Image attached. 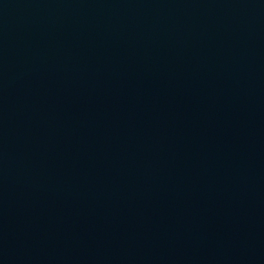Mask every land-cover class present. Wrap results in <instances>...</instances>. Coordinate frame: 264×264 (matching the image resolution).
<instances>
[{
    "label": "water",
    "instance_id": "95a60500",
    "mask_svg": "<svg viewBox=\"0 0 264 264\" xmlns=\"http://www.w3.org/2000/svg\"><path fill=\"white\" fill-rule=\"evenodd\" d=\"M0 264H264V0H0Z\"/></svg>",
    "mask_w": 264,
    "mask_h": 264
}]
</instances>
